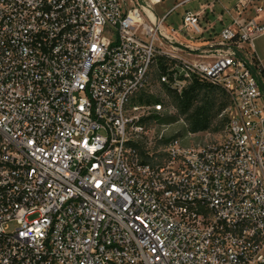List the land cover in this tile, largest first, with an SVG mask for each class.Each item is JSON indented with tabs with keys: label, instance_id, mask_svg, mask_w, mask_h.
Returning a JSON list of instances; mask_svg holds the SVG:
<instances>
[{
	"label": "built area",
	"instance_id": "built-area-1",
	"mask_svg": "<svg viewBox=\"0 0 264 264\" xmlns=\"http://www.w3.org/2000/svg\"><path fill=\"white\" fill-rule=\"evenodd\" d=\"M162 1L0 0V264L264 262V0ZM193 78L224 135L155 136Z\"/></svg>",
	"mask_w": 264,
	"mask_h": 264
},
{
	"label": "rangeland",
	"instance_id": "rangeland-1",
	"mask_svg": "<svg viewBox=\"0 0 264 264\" xmlns=\"http://www.w3.org/2000/svg\"><path fill=\"white\" fill-rule=\"evenodd\" d=\"M179 1L182 0H163L162 3L154 6L153 10L157 16H160ZM203 1L204 0H192L182 4L166 17L164 24L166 26H169V28L177 30L181 26V17L184 10H198L200 3H202ZM220 1L227 5L231 2V0ZM215 11L216 13L220 11L219 4H216ZM221 26L222 24L220 22H216L215 31H219ZM176 37L180 41H186L185 38L180 34H177ZM259 43H264V35L257 38L254 42L256 47L259 45ZM199 44H202V42L198 41L194 45ZM257 48L259 51V46ZM259 55L260 58H264V53L261 54V52L259 51ZM198 100V103L206 102L210 110V123L206 130L198 131L195 133L190 132L188 121L189 112L185 114L180 113L177 109L178 101L175 97H173L171 98V104H169L167 109L161 112L162 114L161 116H159L163 120L156 121L154 124L151 125L154 135L157 136L162 134V136L166 138L180 137L182 138L181 142L184 145H191L193 143L203 141L204 139L208 138H221L224 135L227 123L226 117L228 116V107L230 105V100L228 96L224 91L220 89H214L212 91L200 94L198 96ZM258 264H264V262H260Z\"/></svg>",
	"mask_w": 264,
	"mask_h": 264
},
{
	"label": "trees",
	"instance_id": "trees-1",
	"mask_svg": "<svg viewBox=\"0 0 264 264\" xmlns=\"http://www.w3.org/2000/svg\"><path fill=\"white\" fill-rule=\"evenodd\" d=\"M159 65L163 66L161 61L159 62ZM259 71L261 73L264 72V68L259 67ZM214 89L219 88L207 82H200L197 78H193L192 82L188 88L184 90L181 96H172V98L175 97L178 101L177 109L180 113L185 114L189 112L188 121L190 132L195 133L208 128L210 123V110L206 102L198 103V96ZM159 116L161 115H156L153 118H155L157 121L163 120Z\"/></svg>",
	"mask_w": 264,
	"mask_h": 264
},
{
	"label": "crops",
	"instance_id": "crops-1",
	"mask_svg": "<svg viewBox=\"0 0 264 264\" xmlns=\"http://www.w3.org/2000/svg\"><path fill=\"white\" fill-rule=\"evenodd\" d=\"M261 36H262V35H261ZM259 37H260V36H259ZM259 37H258V38H259ZM258 46H259V48H260L259 51L261 52V54L264 53V50H262V49H264V48H262V47H264V43H261V44L259 43ZM258 46H257V47H258ZM257 47H256V45H254L255 54H256V56H257V59H258L260 65H261V67L264 68V58H260L259 51H258V48H257Z\"/></svg>",
	"mask_w": 264,
	"mask_h": 264
},
{
	"label": "bare ground",
	"instance_id": "bare-ground-1",
	"mask_svg": "<svg viewBox=\"0 0 264 264\" xmlns=\"http://www.w3.org/2000/svg\"><path fill=\"white\" fill-rule=\"evenodd\" d=\"M149 15L151 16L152 19H154L153 15H151L150 13H149Z\"/></svg>",
	"mask_w": 264,
	"mask_h": 264
}]
</instances>
